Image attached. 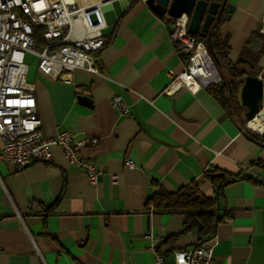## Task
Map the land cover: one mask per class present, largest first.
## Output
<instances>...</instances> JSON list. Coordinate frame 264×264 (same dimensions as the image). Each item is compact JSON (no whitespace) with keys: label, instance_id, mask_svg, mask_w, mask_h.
Returning <instances> with one entry per match:
<instances>
[{"label":"crops","instance_id":"obj_1","mask_svg":"<svg viewBox=\"0 0 264 264\" xmlns=\"http://www.w3.org/2000/svg\"><path fill=\"white\" fill-rule=\"evenodd\" d=\"M227 1L234 10L220 34L234 64L249 35L264 34V0ZM103 12L97 73L79 68L63 81L27 56L42 136L97 138L79 153L102 174L91 184L58 146H50L49 160L20 170L0 162V264H153V247L173 264V252L196 244L197 234L181 233L182 214L149 211L147 200L192 181L212 198L209 172L234 180L222 189L218 214L230 216L216 226L208 264H264V184L255 181L264 183V147L238 129L209 89L164 91L168 69L178 74L187 63L171 39L170 17L144 0H111ZM114 95L127 114L112 106Z\"/></svg>","mask_w":264,"mask_h":264},{"label":"built area","instance_id":"obj_2","mask_svg":"<svg viewBox=\"0 0 264 264\" xmlns=\"http://www.w3.org/2000/svg\"><path fill=\"white\" fill-rule=\"evenodd\" d=\"M110 1L0 0V162L20 170L32 162L49 160L50 146H58L66 160L78 167L91 184L97 182L102 170L91 158L79 153L80 147L96 144L97 138L77 140L68 132L50 138L42 136L34 86L27 79V56L41 73L63 81L79 68L97 73L94 54L105 44L103 31L107 27L103 4ZM187 24L184 14L171 21V39L175 48L187 56V63L178 74L168 69L166 93L180 88L196 92L221 82L207 45L187 32ZM111 104L119 114L128 113L129 107L119 95L111 98ZM258 114L264 116V98L259 100ZM245 126L250 128L248 121ZM125 163L132 165L130 160ZM148 210L152 211L153 206L148 205ZM214 244L212 236L189 249L176 250L173 264H208ZM153 250V264H165L164 255L155 247Z\"/></svg>","mask_w":264,"mask_h":264},{"label":"trees","instance_id":"obj_3","mask_svg":"<svg viewBox=\"0 0 264 264\" xmlns=\"http://www.w3.org/2000/svg\"><path fill=\"white\" fill-rule=\"evenodd\" d=\"M206 2H218L222 3L223 0H205ZM226 10L217 15L210 24V45L211 50L214 53L213 58L216 69L218 70L221 82L215 85H210L207 89L214 95V97L220 102L226 112L235 117L237 127L244 134L249 135L251 138L263 142L264 138L261 135L256 134L253 131H249L243 127L241 123V114H243V106L239 100V88L243 82V78L246 74L244 69L238 70V65L233 64L228 57L230 47L226 39H223L220 34V25L225 21ZM172 21V18H170ZM198 39H201L208 44L206 38L195 35ZM37 41L40 42L38 34H35ZM208 47V45H207ZM243 51L254 54L256 59L253 61L249 56L242 54L254 65H258L261 58H264V34L259 31H253L245 45ZM212 56V55H211ZM256 62V63H255ZM259 66V65H258ZM260 70V66L258 71ZM256 75V74H254ZM213 172L206 173L212 184L215 187V196L210 198L202 195L198 189V183L196 181L190 182L188 185L180 188L175 192H166L159 190L156 194L148 198L147 206H153V212L163 213H180L184 216L181 233H189L195 231L198 237L196 244L203 242L212 237L216 231L217 224L223 220L224 217H229V213L219 215L216 210L217 202H220L223 196L222 189L226 182L234 180L231 176L223 174L222 176H210ZM227 178V179H224ZM250 180L253 178L249 177ZM258 183L264 184L260 180H255Z\"/></svg>","mask_w":264,"mask_h":264},{"label":"water","instance_id":"obj_4","mask_svg":"<svg viewBox=\"0 0 264 264\" xmlns=\"http://www.w3.org/2000/svg\"><path fill=\"white\" fill-rule=\"evenodd\" d=\"M144 3L156 14L166 15L170 18H177L183 14L188 19L187 32L193 35H197L202 38H206L208 41V50L212 57L215 59L214 53L211 50L210 45V31L209 27L214 18L221 14L223 10L228 12L226 18L230 17V14L234 10V6L227 0H223L222 3L218 2H206L205 0H144ZM264 21V16H263ZM235 64H246L249 68L254 69V63L243 55H239L235 60ZM260 78L258 75L246 74L243 78L242 85L239 90V100L243 106V117L246 121L253 119L258 115L259 100L264 98V65L260 69ZM84 104L90 105V100L80 95L78 97ZM239 129V128H238ZM240 130V129H239ZM248 139L256 144L264 147V143L251 138L249 135L244 134ZM260 135L264 138V128L260 132ZM223 173H211L210 176H222ZM219 203L216 204V210L218 211Z\"/></svg>","mask_w":264,"mask_h":264},{"label":"rangeland","instance_id":"obj_5","mask_svg":"<svg viewBox=\"0 0 264 264\" xmlns=\"http://www.w3.org/2000/svg\"><path fill=\"white\" fill-rule=\"evenodd\" d=\"M105 20H106V19H105ZM106 28H107V27H106ZM104 30H105V29H104ZM242 54L249 56L250 59L253 60V61L256 59V56H255L254 54L248 53L247 51H242L240 55H242ZM255 63H256V62H255ZM259 64H260V62H258V65H259ZM258 65L256 64V66H255L254 69L249 68L246 64H240V65H238L237 67H238V70H239V69H244L245 72L248 73V74H256V75L259 76V75H260V70L258 71V68H259V66H260V69H261V65H259V66H258ZM241 85H242V84H241ZM240 87H241V86H240ZM239 90H240V88H239ZM238 95H239V92H238ZM241 123H242L243 127L246 128L247 130H249V131L251 130V131L255 132V131L252 130L251 128H248V127L245 126L246 120L244 119L243 114H241ZM255 133L259 135L258 132H255Z\"/></svg>","mask_w":264,"mask_h":264},{"label":"bare ground","instance_id":"obj_6","mask_svg":"<svg viewBox=\"0 0 264 264\" xmlns=\"http://www.w3.org/2000/svg\"><path fill=\"white\" fill-rule=\"evenodd\" d=\"M248 125L252 130L261 132L264 128V116L262 114L256 115L253 119L248 121Z\"/></svg>","mask_w":264,"mask_h":264}]
</instances>
